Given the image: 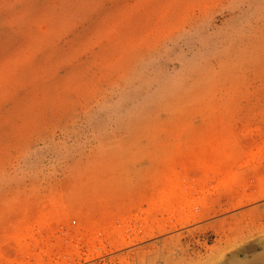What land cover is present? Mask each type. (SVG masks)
Returning a JSON list of instances; mask_svg holds the SVG:
<instances>
[{
  "label": "rangeland",
  "instance_id": "1",
  "mask_svg": "<svg viewBox=\"0 0 264 264\" xmlns=\"http://www.w3.org/2000/svg\"><path fill=\"white\" fill-rule=\"evenodd\" d=\"M0 264H264V0H0Z\"/></svg>",
  "mask_w": 264,
  "mask_h": 264
}]
</instances>
